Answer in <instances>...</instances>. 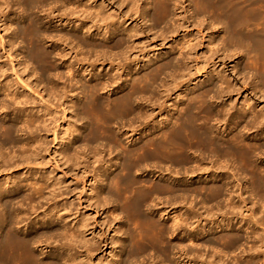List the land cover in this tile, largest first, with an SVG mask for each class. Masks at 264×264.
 <instances>
[{"label":"bare ground","instance_id":"6f19581e","mask_svg":"<svg viewBox=\"0 0 264 264\" xmlns=\"http://www.w3.org/2000/svg\"><path fill=\"white\" fill-rule=\"evenodd\" d=\"M122 1L130 5V7L127 9H125L126 7H122ZM136 1L121 0L118 4H116L117 1H115L117 7H113L112 3H107L105 6L92 5L93 3H97L95 0H1L0 51L3 52L9 64L10 75L16 82L8 81L5 75L6 69L0 66V77H3L0 79V116H3V118L6 116L9 117L5 122L3 118V120H0V174L5 177V182H0V264H89L90 256L101 250V243H104V239H96L95 235H90V238H86V233L91 231L90 224H88L87 219H85L86 216H82L83 218L81 217V219L75 218L70 222L67 221L71 216L70 213H68L70 210L67 212L69 209L68 205L70 204L67 202L60 204L58 199L67 195L68 186H63L59 181L53 178L51 179L46 175L40 176L36 174V172H30L29 168V164L39 162L42 150L44 149L43 144L47 140L44 141L45 136L42 137L40 133L44 132L46 135L50 132L52 142H56L57 145H60L59 149H55L56 151L54 152L60 157L61 161L63 159H65V161L69 160V162L72 160V164L75 163L77 168L79 167L80 169L78 171H81V174L84 175V183L87 181L96 182V184L92 183L94 187L89 189L91 194L87 195L86 201L88 204L90 202L91 205H96L97 202L95 200L99 201V198H101L99 197L96 199L95 197L98 187L96 185L99 184H97V182L101 181V184H103L102 181L104 182V180L112 179H107L109 176H105L106 179L102 180L97 176L98 174H92V176L88 175L89 173L91 174V172L87 173L89 161L88 159L83 160L84 158L79 156L77 141H75L78 139L75 138V135L73 136V133L81 126L76 128V124L74 123L78 120H71L80 116V119H84L83 117L86 119V130L88 131L86 135L90 136L91 139L88 137L89 140L107 142L103 144L104 146L102 145L105 147L107 144V148H109L108 145L111 144L109 148L110 153L111 151L113 153L116 152L115 147L118 148L119 146L115 144L117 143L116 141H121V138H130L131 134L137 135V132L140 133L148 129V134L144 136L145 140L143 144L141 143V146L139 145V148H134L133 151L128 152L125 150L120 151L123 153L125 151L123 161L119 163L122 166L121 171L123 174L118 175L120 176L118 177V182L113 183L111 181V184L108 183V181L105 182L107 183L105 184L106 187L104 184L102 187L105 188L106 191L104 189L101 194H106L105 196L107 198L110 196L113 198L112 195L115 194L114 197H118L117 199L120 200H118L119 203L124 202L125 200L122 201L124 199L123 197L127 198L126 195L130 192L133 194L132 203L135 204V211L133 210L135 213H137L136 211H138L146 201L151 199V195L154 196V194H156L164 196L163 201L158 202L160 206H163L161 208V213H165L167 216L174 214L173 216L171 215L172 219L170 220V227L167 230V232H169L168 234H170L175 241L180 235L182 236V240L187 238L189 241L188 243H190L189 246H181L182 248L178 246L180 249L174 253V256H177V259L174 260H179L180 263L187 264L192 261L190 257L194 256L193 261H196L198 264H224V257H222L224 254L223 252L221 255L216 253L217 256L215 255V257H217V259L218 256L220 257L215 263H213V261L211 263L208 261L209 259H207V261L210 262L208 263L203 259L204 254L196 253L199 250L192 249L190 246L191 244L194 245L193 240H197L199 244L207 243L204 236L212 231L211 228L207 230L206 228L211 225L213 226L212 228L219 229V225L222 223L231 231L230 234L226 233L228 234L226 235L227 241H222L226 249H235L236 251L237 247L244 245L241 243L243 239L239 235L232 233L235 225H239V230L242 229V235L245 236V239L249 241L250 239L253 240V246L251 245L252 247H249V252L243 249L241 250V258L242 256L249 258V264H264V250L257 252V249L264 248V240L260 238L264 237V110L262 108V112H260L261 110H259V112H257V110L256 112L247 110L244 114H240L239 116H235V114L229 113L227 110L216 112V117H225L222 119L225 122V127L228 126L231 120H233L234 125V129L230 127L231 129H229L227 133L224 131V133H226L225 136L217 135L214 131L215 126L209 122L211 120H208V118L206 120L202 119L203 116L201 118L199 111L203 110L206 106L202 107L203 105L198 101L200 98L204 99V96L203 98L200 97L203 94L199 95L196 93V95H198L197 99L200 98L196 100L191 99L192 97L190 96L191 98H188L186 107L180 108L181 110L182 108L184 109L182 112H178L176 118H172L173 121H160L157 123L155 119L162 114L160 108L165 104L164 100H167L170 91L169 88H164L165 85L162 83L164 80L162 81L161 76L164 74L163 71H165V69L168 71H170V69L176 70L171 62L173 58L171 60L167 59L168 61L166 63L163 62V64L157 65L150 72L143 75V79L140 78L135 80L130 77L131 80L128 85L127 82L122 80L123 76L126 78L132 73H135L137 65L143 62L146 53L139 50L141 47L138 49L140 45L139 40L148 37L146 33L150 34L149 32L151 29H154V24L156 25L157 22L164 25V27L161 26L162 28H159V34H156V38L160 39L161 43H163L180 29L183 28L184 30L185 28L186 30L188 26L193 24H196L198 28L199 26H203L199 28V30H196L199 35L198 38L201 37L200 40L203 41L206 39V37L205 39L203 38V30L206 29L207 26L211 28L214 21H219L218 23L220 24L223 22L222 32L225 36V42L234 45L237 44V48L238 45L241 47L243 46L242 49L244 50H241V47H239L241 51L238 50L239 48L236 49V51H240L238 52L240 56L242 51H245V58L249 57L248 59H251V61L249 60L250 62L246 59V61L250 63V67L246 65L247 62L243 63V65L245 64L248 67L247 69L250 70H246V75L248 77L247 72H251L249 75L253 78L249 76L250 79L258 81L257 84L261 86V90H259V87L257 93L264 98V0H185V2H189V5L186 7L181 0H160V7L151 4L148 10H140L138 6L135 5L136 3L138 4ZM168 2L172 3L170 4ZM86 3L89 4L86 5ZM167 3L170 5L173 4L172 6L176 10H182L183 13L188 15L189 19L187 20L191 21L186 22L184 18L178 21L173 19V24L171 23L172 29L168 31L166 25H168V27L171 26L169 25L171 19L169 20L168 18L170 17H166L165 15L168 10ZM190 4L192 5L191 10ZM109 5L110 7H108ZM39 14H42V16L40 17ZM198 18L201 19V22ZM148 21H152V24L146 27L145 24ZM62 23H66V27L72 24L75 26V29L78 28V31L66 32V30L63 31L59 29V27L56 28L57 24L62 26ZM218 23L215 24L218 25ZM186 24L187 27H184ZM83 30H85L89 36L81 34L80 32ZM165 30L167 33H165ZM206 30L208 31L209 29L207 28ZM2 33L5 34V36H3ZM142 35L146 37H141ZM153 35L155 36V34ZM217 35L220 38V35ZM98 38H100V40ZM149 40L150 39H148V41ZM188 41L189 40L183 43V47L189 48L191 51L193 49L194 51L195 45ZM41 42H49L48 51L42 50L39 47ZM143 42L144 41H141V43ZM211 42L213 41L211 40L209 44H211ZM214 43L216 44L218 42ZM214 43H212V46ZM143 45L144 44H141V46ZM153 46L155 47L156 45ZM226 46L228 47V45ZM244 46L247 48V52ZM149 47L150 48H145L152 49V46ZM219 47L212 49V55H209V59L211 58L209 63H204L207 59L206 57L202 63L204 65L201 67H199L201 65L200 63L199 66L198 64L190 65L194 66V73L200 75L199 73H203L206 67H215L218 65H221L223 68L227 67L225 61H231L232 56L229 55V57L231 56L229 58L227 55L230 53H227L226 49L224 50L222 46ZM233 47L235 48V46ZM84 49L86 50L83 51ZM231 49L229 48L227 51ZM149 52L154 54L153 51ZM179 52L178 57H182L180 58L181 61L183 63L187 62L188 57L187 55H185L186 57L184 56L185 52L180 49ZM225 52L227 54H225ZM157 58L158 56L155 59ZM163 58L165 59V57ZM55 60L60 62L63 71L60 70V66L56 64ZM70 60H73V63H71ZM189 60L192 61L191 58ZM200 60L201 59H199V62ZM176 61L174 63L179 67V61ZM188 62L186 64H188ZM183 63H180V65ZM233 66L232 70L236 68V66L238 67L239 64L236 63ZM246 66L244 67L246 68ZM97 67H101L102 70H104V67H107L108 71L104 75L99 74L100 76H96L94 73H96ZM144 67L145 64H142V66H139L137 69L140 71ZM189 68L191 67L187 69ZM187 69L184 68V70ZM177 70L173 71V73H178L177 75H179ZM87 71L88 75L92 73L90 77L93 80V84L87 85L89 81L83 82L85 76L82 77V79L84 78L83 81L80 80V73L84 74ZM168 71L167 73H170ZM215 71H217L216 73L219 72L215 69L213 71L215 75ZM181 73L182 72H180V75ZM183 74L184 73H182V75ZM191 74L190 72L189 76H192ZM37 75L42 77V79L49 84V87H47L48 91H44H46V93L49 92L47 95L51 93L53 103L55 102L54 104L56 107L60 108L61 112L54 108L55 111L53 110L49 115H47V113L43 115L44 113H40V110H35L33 107L36 100H44V95L41 93L44 91L40 88L41 86L43 87V85L40 84V87L39 84L36 85L38 79ZM64 75L67 84L64 82L66 86L64 84L61 87L59 84L61 80L63 81L62 78ZM170 77L172 82L173 76ZM180 77L178 79H181ZM217 77H219V75H217ZM141 79L146 80V83L145 81L143 82L144 85L140 82ZM175 79L177 80V78H174V83L176 81ZM40 80L41 79H39L37 83H39ZM183 80L184 79L177 80L179 82H176L179 84L181 83L180 81ZM207 80L208 79H206V82ZM224 80L220 81V85H215L214 87L217 90V97H227V99H229L230 94L237 91L236 88L238 86L235 85V88V86L230 85V83L228 84V82H224ZM241 80L244 79L241 78ZM43 81L41 82L45 84ZM156 81H159L158 86L163 90L160 94L152 90V87L157 84ZM171 82L169 83L171 84ZM174 83L172 85H174ZM188 83H190V81H188ZM140 84L143 86L140 87ZM176 85L173 86L174 89L180 86L176 87ZM252 85L255 87V84ZM20 86L26 89L27 93L26 91L24 93V89L20 90ZM63 86H65L66 89ZM242 86L245 85L243 84ZM38 87L42 91L40 89L38 90ZM170 87L172 86L170 85ZM207 87L209 89L213 88V86L209 87V85ZM254 87L251 86L249 89L254 91ZM49 88L52 91H49ZM215 88H213V91H215ZM79 89L82 94L80 102L77 104L69 102L68 98L73 97V94L71 93V95L68 96L65 95ZM240 89L242 90V88ZM101 91L111 92V96L103 98L101 93H99ZM177 96L178 94L176 97ZM47 98L46 101L50 100L49 97ZM50 104L53 105L52 103ZM64 105L67 106L64 107ZM209 107L210 105L208 109ZM244 108H246V106H244ZM155 109H158L156 113H154ZM167 109L168 108H166V110ZM71 110L74 111L73 114L75 118L72 115L71 120L62 125L58 124L60 120L64 119V114L67 111L70 112V115L72 114L73 111ZM164 114H166L165 111ZM202 115L207 114L202 113ZM47 116L49 118H47ZM219 120L217 122H219ZM160 125L163 131L157 134L156 131L160 130ZM81 128L83 129V126ZM245 130H252L250 135L254 134L252 138H254V140L258 138L257 141L259 143H246L250 135L243 133ZM71 152L74 153L71 154ZM120 154L122 156V153ZM118 155L119 154H117L115 158ZM98 158L101 157L99 156ZM202 165H208L209 168H202ZM18 168L26 171L23 178L18 171H15V169ZM135 171L141 173L147 172L149 175L158 173L157 178H159L160 181H164L166 185H162L161 183L143 187L141 184L146 183V181L142 180V174L132 178ZM13 173L15 174L14 179L13 177L12 179H8ZM72 173L73 172H71V174ZM203 175H206V177H212L213 175L218 179V184H214L210 187L204 185L207 188H193V186V190H191L189 185V190L186 189L189 181L191 182L193 178L196 177L201 179ZM16 177L18 180L15 179ZM20 177L22 179H20ZM204 177L202 179H204ZM168 182L173 183V185L177 182L176 187L173 188L170 184L168 185ZM122 185L124 189H121ZM108 191H111L113 194L110 195ZM124 192H126V195L124 194L125 196H123ZM176 192L179 193V195H183L185 192H193L202 197L197 204L214 202L216 208L215 206L204 207L201 205L200 207H203L201 209L204 210L198 212L199 210L196 209L197 207L195 205L197 204H195V202L194 205H192V202L181 204L183 202L177 201L179 204L176 203ZM132 198L130 200H132ZM93 199L96 203L94 201L92 202ZM117 199L115 198L114 201H117ZM180 199H182V201L185 200L183 196H181ZM100 200L101 204L98 202V207L102 206V202L104 201V199ZM105 200L107 201V199ZM108 200H111V198ZM219 200L225 203L223 209L219 208ZM106 201L104 204H107ZM125 202L129 204V210L127 211L130 212V208L132 207V205L130 206L131 201ZM180 204L184 206L180 208ZM257 206H259L258 209H261V211L259 210L258 212ZM102 209L104 208L102 207ZM212 209L217 213L220 212L221 219L214 216L216 213H212L214 212ZM177 210L181 211L179 215H175ZM126 232L127 234L124 235L126 238L122 236V233L120 236H115L118 233H114L111 244L116 247L114 249L113 246V249L110 251L111 255L109 254V256H107V258H109L107 264H137L136 258L140 256V252L138 254L137 251L138 256L136 257V251L134 250H137L138 247L134 249L133 234H130L128 231ZM214 241H216V238H214ZM137 242L140 241L136 240V243ZM215 244L217 245V242ZM152 246L150 244V248L148 249H152ZM175 247L176 244H173L171 250L173 251ZM144 248H140L142 249V254L146 253L145 250H148H144ZM168 250L171 253V250L168 248L165 252L168 253ZM191 253L193 255H191ZM165 255L166 254H164V256ZM257 257H262L263 260L261 259L262 261L260 260L261 262H259V259H256ZM107 258H103L102 261H107ZM220 258L223 259V261ZM137 260H139V258ZM203 260L205 262H203ZM230 264L241 263H238L235 259Z\"/></svg>","mask_w":264,"mask_h":264},{"label":"rangeland","instance_id":"374dc122","mask_svg":"<svg viewBox=\"0 0 264 264\" xmlns=\"http://www.w3.org/2000/svg\"><path fill=\"white\" fill-rule=\"evenodd\" d=\"M97 3H93L92 5H100V6H105V5H107V3L109 4V3H112L113 4V7H115L116 6V4H118L121 0H95ZM99 1H100V3H102V4H100L99 3ZM115 1H117L116 2V4H115ZM128 1V0H127ZM136 1V0H135ZM182 2H184V6L186 7L187 5H189V2H185V0H181ZM188 1H192V0H188ZM0 2H1V0H0ZM123 2V1H122ZM136 2H138V4L136 3L135 5L136 6H138V8L140 9V10H148L149 8H150V5L151 4H153V5H156L157 7H160V0H156V2H155V0L154 1H152V0H137ZM105 3V4H104ZM130 3V2H129ZM168 3H172V2H168ZM167 3V4H168ZM89 4V3H88ZM87 3H86V5H88ZM123 5H122V7H126L125 9H127V8H129L130 7V5H127L126 4V2H123L122 3ZM131 4V3H130ZM170 4H168L167 6H168V10H167V14L169 15H167V14H165L166 15V17H170V18H168L169 20L171 19V21L169 22L170 24L169 25H171V23L173 24V22H172V20L174 19L175 21H178V20H183V18L185 19V21L186 22H190L191 20H187V19H189L188 18V15L187 14H185V13H183V11L182 10H176L172 5H170ZM108 7H110V5L108 6ZM107 7V8H108ZM117 7V6H116ZM191 7H192V5L190 4V10H191ZM39 16L41 17L42 16V14H39ZM200 18V17H199ZM198 18V19H199ZM177 19V20H176ZM205 19V18H204ZM173 20V21H174ZM200 20V22H201V19H199ZM199 20H198V22H199ZM209 21V20H208ZM43 22H44V20H43ZM219 22V21H218ZM218 22H215L214 21V23H212V30H211V28H209V26H207V28L209 29L208 31L206 30V29H204L203 30V34H204V36H203V38L205 39V37H206V41L209 39L210 41L212 40L213 42H211V44H209V42L207 41H205V40H203V41H201L200 39H201V37H199L198 38V33H197V31L196 30H199V28H202L201 26H199V28H198V26L195 24H193V25H190V26H188L187 27V24L184 26V27H187L186 28V30H185V28H184V30H183V28L182 29H180L178 32H176L174 35H172V36H170V38L169 39H167L165 42H163V43H161V41H160V39H158V38H156L157 36H156V34H159V28H162L161 26H163L164 27V25H162V23H160L159 24V22H157L156 23V25L154 24V29H151V31L149 32L150 34H148V33H146V36H148V37H146L145 35H142L141 37H146L145 39H140L139 41V43H140V45H139V47H138V49L141 47V49H139V50H142V52H144V53H146V57L143 59V62L139 65H137V68H139V66H142V64H145V67L143 68V69H141L140 71H138V69L136 68L135 69V73H132L131 75H129V76H127L126 78H125V76H123L122 77V80L123 81H125V82H127V85L129 84V81L131 80V79H135V80H137V79H140V78H142L143 79V75H145L146 73H148V72H150L152 69H154L157 65H161V64H163V62L164 63H166L168 60L167 59H172L173 58V61L176 59L177 61H179V67H178V65L176 64V63H174L173 61H171L172 62V65L174 66V69H178V70H181V71H178L177 70V72H179V75H177L178 73H173V71H176V70H171L170 69V71H168L167 69H165V71H163V75L161 76V74H160V76L162 77L161 79H162V81L164 80V82H162L163 83V85H165L164 86V88H169L170 89V91H169V94H168V98H167V100L165 99L164 100V102H165V104H163L162 105V107L160 108V110L162 111V114L160 115V116H158V118H156L155 119V121H157V123L158 122H168V121H173L172 120V118L174 119V118H176L177 117V114H178V112H182V110L186 107V104H187V102H188V98L190 97L191 99H196V100H198L200 97H202L203 98V96H204V99L206 100V102H205V100L204 99H199L198 101H199V103L200 104H202L203 106L202 107H205L203 110H200L199 111V113L201 114V118H202V116H203V118L202 119H207L208 118V120H211V121H209L210 122V124H212L213 126H215V128H214V131L216 132V134L217 135H223V136H225L226 135V133L229 131V129H231V128H233L234 129V125H233V120H231L229 123H228V126L227 127H225V122L222 120V119H224L225 117L223 116H218V117H216V115H215V113L216 112H218V111H220V110H227V111H229V113H232V114H235V116H239L240 114H244L245 113V111H247V110H249V111H252V112H256V110H257V112H259V110H261V108L264 110V102H263V100H264V98H262L258 93H257V89L259 88V90H261V86L260 85H258L257 83H258V81H256V80H254V79H250V77L251 78H253L251 75H249V74H251V72H247V74H248V77H247V75H246V70H248V71H250L249 69H247L248 67L246 66V65H250V61H251V59H248L249 57H247V56H249V55H247L246 57L247 58H245V54H244V52L245 51H242V53H241V56H240V53H238V52H240L241 50H244V49H242L243 48V46L241 47L240 45H238V48L239 47H241V50H240V48L238 49L237 47H236V45H234V44H230V43H226L225 41V36H224V34H223V32H222V23L220 24V23H218ZM17 23V22H16ZM215 23H218V25L217 24H215ZM152 24V21H148L145 25H146V27H148L149 25H151ZM221 25V27H220V25ZM62 26H60V25H56V28H58L59 27V29H61V30H63V31H65L66 30V32L67 31H70V32H73V31H78V28H76L75 29V26L74 25H72V24H70V25H68V27H66V23H62L61 24ZM158 25V26H157ZM159 25H160V27H159ZM188 25H189V23H188ZM64 26V27H63ZM52 27V26H51ZM51 27H50V29H51ZM218 27V28H217ZM66 28V29H65ZM168 28V29H167ZM195 28V29H194ZM197 28V29H196ZM52 29H54V28H52ZM166 29L168 30V31H170L171 29H172V25L170 26V27H168V25H166ZM206 30V31H205ZM221 30V31H220ZM211 33H210V32ZM185 32H186V34H185ZM221 32V33H220ZM81 34H85V36L86 35H88L89 36V34H87L86 32H85V30H83V31H81L80 32ZM165 33H167V31L165 30ZM153 34H155V36L153 35ZM179 34V35H178ZM197 34V35H196ZM213 34H216V35H213ZM217 34H219L220 35V38H219V36L217 35ZM2 35L3 36H5V34H3L2 33ZM210 35H211V37H210ZM213 35V36H212ZM222 35V36H221ZM153 36V37H152ZM195 36H197V37H195ZM154 37H155V39H154ZM189 37V38H188ZM209 37V38H208ZM101 38V37H100ZM100 38H98L99 40H100ZM208 38V39H207ZM216 40H215V39ZM148 39H152L151 41L149 40L148 41ZM182 39H184V40H182ZM147 40V41H146ZM187 40H189L190 42H192V44H194L195 45V48H194V51H193V49H192V51L191 50H189V48H184L183 47V43L184 42H186ZM218 40V41H217ZM141 41H144L143 43H141ZM160 41V42H159ZM188 41V42H189ZM223 41V42H222ZM146 42V43H145ZM150 42V43H149ZM214 42H218V43H214ZM138 43V44H139ZM212 43H214L213 44V46H214V48H213V46H212ZM141 44H144V45H146V46H141ZM150 44V45H149ZM205 44V45H204ZM209 46H207V45ZM48 45H49V42L47 43V42H45V43H42L41 42V44H39V47L42 49V50H45V51H48L49 50V47H48ZM147 45H149V46H152V49H148V48H150L149 46H147ZM153 45H156L155 47L153 46ZM162 45V46H161ZM203 45H204V47H203ZM212 47H211V46ZM221 47H223V49L225 50L226 49V52L227 53H230V54H228L227 56L229 57V55H231L232 57H234V58H232L231 56V61H225L226 62V68H223L221 65H218V66H215V67H206L205 69H204V72L203 73H199L200 75H197L196 73H194L195 72V70L193 69L194 68V66H190V65H194V64H198V66L199 67H201L202 65H204V64H202L203 63V61H204V58L206 59V57H207V59H208V61H207V59H206V61H204V63L205 62H207V63H209L210 62V59H209V55H212V49H216V48H218L219 46ZM226 45H228V47L226 46ZM138 46V45H137ZM181 46V47H180ZM233 46H235V48L232 47ZM145 48V47H148V48H145V49H143V48ZM208 47V48H207ZM211 47V48H210ZM219 47V48H220ZM16 48H17V46H16ZM154 48V49H153ZM231 49V50H229V51H227V49ZM244 48H245V46H244ZM179 49L181 50V51H183V52H185L184 53V56L185 55H187V57H188V60L191 58L192 59V61L191 60H189V62H188V60H187V62H188V64H186L187 62H185V63H183L182 61H181V59L180 58H182V57H178V55H179ZM235 49V50H234ZM236 49H238V50H240V51H236ZM247 48H245V50H246ZM86 49H84L83 51H85ZM144 50H146V51H144ZM178 50V51H177ZM149 51H153L154 52V54L153 53H150ZM189 51V52H188ZM148 52H149V54H148ZM183 52H182V54H183ZM225 52V54H227ZM232 52V53H231ZM237 52V53H236ZM246 52H247V50H246ZM168 53V54H167ZM158 54V55H157ZM160 54V55H159ZM161 54H162V56H161ZM244 54V55H243ZM148 55V56H147ZM169 55V56H168ZM190 55H191V57H190ZM196 55V56H195ZM153 56V57H152ZM158 56V58L157 59H155L156 57ZM166 56H167V58H166ZM239 56V57H238ZM244 56V57H243ZM54 57V56H53ZM160 57V58H159ZM163 57H165V59L163 58ZM186 57V56H185ZM190 57V58H189ZM229 57V58H230ZM197 58H199V59H201L200 60V62H199V59H197ZM243 58H245V59H243ZM146 59V60H145ZM246 59H248V61H246ZM149 62H148V61ZM163 60V61H162ZM234 62H233V61ZM145 61H147V62H145ZM162 61V62H161ZM176 61V62H177ZM195 61V62H194ZM238 61V62H237ZM55 62H56V64H58V66H60V62L58 61V60H55ZM70 62L71 63H73V60H70ZM191 62H192V64H191ZM194 62V63H193ZM198 62V63H197ZM247 62V63H246ZM150 63V64H149ZM160 63V64H159ZM180 63H183V64H181L180 65ZM200 63V64H199ZM206 63V64H207ZM237 63V64H239V68L236 66V68H234L233 70H232V68L234 67L233 65H235V64ZM243 63H246V65L244 64L243 65ZM185 64V65H184ZM148 65V66H147ZM177 65V66H176ZM184 67H183V66ZM0 66L2 67V68H4V69H6V73H5V75L7 76V80L8 81H13V82H16V81H14L15 79L10 75V71H9V64L7 63V61H6V58H5V56H4V54H3V52H1L0 51ZM175 66H176V68H175ZM244 66H246V68L244 67ZM108 67V66H107ZM107 67H104V70H102V68L100 67V68H98L97 67V70H96V73H94L96 76H98L99 74L101 75V74H105L107 71H108V68ZM188 67H191V68H189V69H187ZM250 67V66H249ZM62 66H60V70L61 71H63L62 69ZM184 68L185 69H187V70H184ZM213 68V69H212ZM245 68V69H244ZM218 70L219 72L218 73H216L217 71H215V73H216V75L214 74V70ZM224 69V70H223ZM242 69H244V70H242ZM168 72H170V73H167V71ZM188 70H189V73H188ZM103 71V72H102ZM138 71V72H137ZM144 71V72H143ZM172 71V72H171ZM244 71V72H243ZM166 72V73H165ZM180 72H182V73H184L183 75H182V73H181V75H180ZM190 72L192 73L191 75L192 76H189V74H190ZM144 73V74H143ZM222 73V74H221ZM245 73V74H244ZM81 75H80V80H82L83 81V79H84V81L83 82H88V84L87 85H89V84H93V80H92V78L90 77L91 75H92V73H90L89 75H88V71L87 72H85L84 74H82V73H80ZM167 74H169L170 76H173L174 78H177V80H182V79H184L183 81H180L181 83H177V82H179V81H177L176 79V81H175V83L173 82L174 81V78L172 77V79H173V83H174V85H176V87H178L179 85V89L178 88H176V89H174L173 88V86L174 85H172L173 83L171 82V77L169 76V75H167ZM186 74H187V76H186ZM202 74V75H201ZM87 75V76H86ZM99 75V76H100ZM167 75V76H166ZM185 75V76H184ZM194 75V76H193ZM217 75H219V77H217ZM221 75V76H220ZM246 75V76H245ZM38 76V79H37V82L39 81V79H41L40 80V82L39 83H37L36 82V85L37 84H39V87H40V84L41 85H43V87L41 86L40 88L41 89H43V91L44 90H47L48 88L47 87H49L48 85L49 84H47V82H45V80L44 79H42V77H40L39 75H37ZM36 76V77H37ZM85 76V77H84ZM164 76H165V78H164ZM181 78V79H178L179 77ZM188 76H189V78H188ZM224 78H223V77ZM250 76V77H249ZM82 77H84L83 79H82ZM130 77H131V79H130ZM183 77V78H182ZM248 79H250V80H248ZM3 78V77H2ZM1 77H0V79H2ZM168 78V79H167ZM221 78H223V79H221L222 81L224 80V79H226V80H224V82H228V84L230 83V85H233V86H240L239 88L237 87L236 88V86H235V88L237 89V91H235V92H233V94L231 93L230 94V98L229 99H231L230 101H227V100H229V99H227V97H222V98H219V97H217V90H216V88L214 87L215 85L216 86H218V85H220V79ZM241 78L242 79H244V80H241ZM63 79V83L60 81V84L59 85H61V87H62V85H64L65 83L67 84V81H66V79H65V75H64V77L62 78ZM141 79V81L140 82H142V84L144 85V81H145V83H146V80H142ZM191 79H193V80H191ZM206 79H208L207 80V82H206ZM245 79H247V80H245ZM44 80V81H43ZM234 80V81H233ZM256 81V82H254V81ZM41 81H43L45 84H43ZM148 81V80H147ZM171 82V84L169 83V82ZM188 81H190V83H188ZM247 81V82H246ZM252 81H253V83H252ZM65 82V83H64ZM140 82H137V83H140ZM159 81H156V85L155 86H153L152 87V90H154L155 91V93H157V94H160V92H162L163 90H162V88H160V86H158L159 85V83H158ZM166 82H168L167 84H165ZM184 84H183V83ZM234 84H233V83ZM238 82V83H237ZM245 85V86H242L243 84ZM246 82V83H245ZM187 83V84H186ZM232 83V84H231ZM47 84V85H46ZM66 84H65V86H66ZM142 84H140V87H142L143 85ZM182 84H183V86H182ZM211 84V85H210ZM239 84V85H238ZM251 86H253L254 87V85H252V84H255V87H254V91H252V90H250L249 88L251 87ZM19 85V84H18ZM170 85L172 86V87H170ZM185 85V86H184ZM209 85V87H212L213 86V88H215V91H213V88H211V89H209L207 86ZM257 85V86H256ZM65 86H63V87H65ZM157 86V87H156ZM242 86V87H241ZM246 86H248V87H246ZM38 87V90L40 89ZM60 87V86H59ZM60 87V88H61ZM156 87V88H155ZM208 89H207V88ZM68 88V87H67ZM112 88V87H111ZM240 88H242V90L240 89ZM22 89H24V88H22L21 86H20V90H22ZM40 89V90H41ZM65 89H66V87H65ZM110 89V88H109ZM177 89H178V91H177ZM182 89V90H181ZM59 90V89H58ZM68 90V89H67ZM111 90V89H110ZM173 90V91H172ZM210 90V91H209ZM263 90V89H262ZM24 91V93H25V91H26V93H27V90L26 89H24L23 90ZM42 91V90H41ZM48 91V90H47ZM49 91H52L50 88H49ZM201 91H202V93H201ZM241 91V92H240ZM45 93H46V91H44ZM44 92H41L42 93V95H44L43 96V98H44V100H42V101H35L34 102V108H35V110H40V113L42 112V113H44L43 115H46V113H47V115H49L50 113H52L53 112V110L55 111V109L57 110V111H59V112H61V110H60V108L59 107H56V105L53 103V101H52V99H51V93L49 94V95H47V93H49V92H47L46 94L44 93ZM71 93L73 94V97H71V98H68V100H69V102H72V103H75V104H77L78 102H80V100L82 99V94L80 93V89L79 90H75V91H72V92H70V94L68 93V94H66L65 96H68V95H71ZM99 93H101V95H102V97L103 98H106V97H110L111 96V92H106V91H101V92H99ZM196 93L197 94H199V95H201V94H203V95H201L198 99H197V97H198V95H196ZM178 94V96L176 97V95ZM185 94V95H184ZM193 94H195V95H193ZM236 94V95H235ZM215 95V96H214ZM45 96H47V97H49V99L50 100H48V101H46L48 98L47 97H45ZM255 96V97H254ZM53 97V96H52ZM213 99H212V98ZM47 98V99H46ZM73 98V99H72ZM189 98V99H190ZM257 99V100H256ZM71 100V101H70ZM73 100H75V101H73ZM209 100V101H208ZM262 100V101H261ZM46 103H45V102ZM77 101V102H76ZM44 102V103H43ZM50 103H52L53 105H51ZM200 104H198V105H200ZM210 105V107H209V109H208V106ZM248 105V106H247ZM250 105V106H249ZM67 106V105H66ZM65 105H64V107H66ZM164 106V107H163ZM167 106V107H166ZM244 106H246V108H244ZM260 106V107H259ZM262 106V107H261ZM181 107H184V108H182V110L180 109ZM244 109H243V108ZM26 108H28V107H26ZM55 108V109H54ZM165 108V109H164ZM166 108H168L167 110H166ZM178 108V109H177ZM62 109V108H61ZM72 109V108H71ZM74 109V108H73ZM254 111H253V110ZM176 110V111H175ZM214 110V111H213ZM231 110V111H230ZM71 111H73V110H71ZM158 111V109H155V112L154 113H156ZM164 111H165V113L166 114H164ZM177 112V113H176ZM195 112H197V111H195ZM260 112H262V110L260 111ZM69 113V114H68ZM74 111L72 112V114L70 115V112L69 111H67L65 114H64V119L63 120H60L59 122H58V124H60V125H62L63 123H65V122H67V121H69V120H71V116L73 115V117H74ZM202 113H206L207 115H202ZM208 113H210V114H208ZM264 113V112H263ZM69 115H70V117H69ZM174 117H173V116ZM208 115H212V116H208ZM205 116H206V118H205ZM72 117V118H73ZM81 117V116H80ZM80 117H74L75 119L73 120H71V121H76V120H78L77 122H75L74 124H76L75 126H76V128H78L79 126H83V129L80 127L79 129H77L76 130V132L75 133H73V136L75 135V138H77L78 140H75V141H77V151H78V153H79V156H82V158H84L83 160H86V159H88V161H89V165H88V170H87V173H89V172H91V174L89 173L88 175L90 176H92V174H98L97 176H99L100 177V179H102V180H104V179H106V177L107 176H109V177H111V178H107V179H112V180H104V182L102 181V183L105 185V184H107V183H105V182H107L108 181V183H114V182H118L117 180H118V177H120V176H118V175H122L123 173H122V166H121V164H119L120 162L122 163V161H123V157H124V154H125V151H133V149L134 148H136L137 149V147L139 148L142 144H143V141L145 140L144 139V136L145 135H147L148 134V129L147 130H143L142 132H137L136 134L137 135H132L131 134V137L130 138H127V139H124V138H121V141H116L117 143H115V144H118L119 146H118V148L117 147H115V150H116V152H112L111 151V153H110V145H108L109 146V148H107V144H106V146L105 147H103L104 145V143H107V142H103V141H101V140H99V141H95V140H89V138H90V136H87L86 135V132H88L87 130H86V119H85V117H83L84 119H80ZM164 117V118H163ZM199 117H200V115H199ZM211 117V118H210ZM215 119H213V118ZM222 117V118H221ZM3 116H0V120H3L4 122L5 121H7L8 119H9V117H4L3 119ZM8 118V119H7ZM47 118H49L48 116H47ZM70 118V119H69ZM129 118H132V117H129ZM201 118H200V120H201ZM210 118V119H209ZM79 119H80V121H79ZM163 119V120H162ZM171 119V120H170ZM220 119V120H219ZM219 120V122H222V123H219V122H217ZM224 123V124H223ZM82 124V125H81ZM229 127V128H228ZM231 127V128H230ZM75 128V129H76ZM227 128H228V130H227ZM159 129L160 130H157L156 132H157V134L159 133V132H161V131H163V130H161V125L159 126ZM215 129H217V130H215ZM86 130V131H85ZM57 131H58V129H57ZM224 131H226V133H224ZM59 132V131H58ZM144 132V133H143ZM146 132V133H145ZM151 132H153V131H151ZM155 132V133H156ZM252 132V130L251 131H247V130H245V131H243V133H246L247 135H250V133ZM142 133V134H141ZM219 133V134H218ZM88 134V133H87ZM40 135L42 136V137H44L45 136V138H44V141H45V143L43 144L44 145V149L42 150V154H41V156H40V160H39V162L37 163H33V164H29V168H30V172H36V174H39L40 176L42 175V176H48L49 178H53V179H55V180H57V181H59L63 186H65L66 185V187L68 186V189H67V195L66 196H64V197H62L61 199H58V202H60V204H62V203H65V202H67V203H69L70 205H68V210H67V212L68 213H70V219H68L67 221L68 222H70L71 220H73V219H75V218H80L81 219V217L83 216V217H85V219H87V221H88V224H90L89 226H90V230L91 231H89L88 233H86L87 235H86V238L87 237H91V236H94L95 235V237H96V239L97 238H99V239H104L103 241H104V243H101V250L100 251H98V252H96V253H93L91 256H90V258H89V261H90V263L89 264H104V262H105V264H107V262H108V260H109V258H107V256H109V254L111 255V253H110V251H111V249H113V246H114V249H115V245H113V244H111V241H112V237L114 236V233L115 232H117L118 234H116L115 236H120L121 235V233L123 234L122 236H124L125 234H127V232L126 231H128L130 234H133V237L135 238V241H134V238H133V246H134V249H136L137 247H138V249H140L141 247H145L144 248V250L145 249H148V248H150V244H151V246L154 248H152V249H148V250H145V252L146 253H143L142 254V252H141V250L142 249H140V250H134V251H136L135 253H136V257L138 256L137 255V251H138V254H139V252H140V256H138L137 258H136V261H137V264H183V263H180V261L179 260H174V259H177V256H174V253L178 250V249H180V247L182 246H189V244L190 243H188L189 241L187 240V238H185L184 240H182V236H178V238H177V240L175 241V240H173V237L170 235V234H168L169 232H167V230H168V228L170 227V220L172 219V216L174 215H172V214H170L169 216H167V215H165V213H161L162 212V205L160 206V204H158V202H162L163 201V198H164V196H161V195H156V194H154V196H152L151 195V199H149L148 201H146V203L138 210V211H136L137 213H139L138 215H136L137 213H135L134 211V205L135 204H133L132 203V201H133V198H132V195L133 194H131L130 192H128L127 193V195H126V192H124L123 193V196H127V198L126 197H123L124 199L122 200V198H121V200L122 201H127V202H129V201H131V204H130V206L132 205V207L130 208V212H133V213H135V214H133V213H130L129 211H127V210H129V208H128V205L129 204H127L125 201L124 202H119L118 203V200L119 199H117L118 197L117 196H115L114 197V195L115 194H113L111 191L109 192L108 191V193H110V195H112L113 196V198L109 195V194H107V195H109L108 197L109 198H111V200H108L109 198H107L105 195L106 194H101V193H103L102 191H104V189L105 188H103L102 186H104L103 184H101V181H98L97 182V184L98 185H96V186H98L97 187V191H96V193H97V195L95 196L96 197V199H98L99 197H101V198H99V201H97V200H95L94 201V199L92 200V202L94 201L95 203H96V205L95 204H93V205H91V203L89 202V204H88V202H86L87 201V195H90L91 194V192L89 191V189H92V187H94V183L96 184V182H92V181H87L86 183H84L85 182V178H83V176L84 175H82L81 174V171H78V170H80L79 169V167L77 168V165H75V163L74 164H72L73 162H72V160L69 162V160L68 161H65V159H63L62 161H61V159H60V157H58L57 156V154H55V152L54 151H56L57 149H59V147H60V145L58 144H56V142L55 143H53L52 142V137H51V133L49 132L48 134H46L45 135V133L44 132H41L40 133ZM139 135V136H138ZM86 136V137H85ZM254 136V134H251L250 136H249V140H247L246 141V143H251L252 144V142L254 143V144H257V139L258 138H256L255 140H254V138H252ZM58 137H59V134H58ZM89 137V138H88ZM88 138V139H87ZM59 139V138H58ZM91 139V138H90ZM89 140V141H88ZM78 141H80V142H78ZM91 141V142H90ZM256 142V143H255ZM81 145H79V144ZM100 143V144H99ZM142 143V144H141ZM259 143V142H258ZM261 143V142H260ZM263 143H264V141H263ZM86 144H88V145H86ZM109 144V143H108ZM84 145V146H83ZM86 145V146H85ZM103 145V146H102ZM140 145V146H139ZM56 146V147H55ZM79 146H80V148H79ZM82 147V148H81ZM103 148H105V149H103ZM108 150H107V149ZM117 148V149H116ZM56 149V150H55ZM85 149V150H84ZM45 150V151H44ZM122 150H125L124 151V153L123 152H120V151H122ZM101 151H104V152H101ZM108 151V152H107ZM114 151V150H113ZM122 153V156H121V154L119 153ZM6 152V151H5ZM74 152H71V154H73ZM110 153V154H109ZM86 154V155H85ZM98 154H99V156L101 157V158H98L99 156H98ZM108 154H109V156H108ZM117 154H119L116 158H115V156L117 155ZM98 157H97V156ZM95 157H97V158H95ZM94 158V159H93ZM113 158V159H112ZM119 158H121V159H119ZM59 159V160H58ZM101 159V160H100ZM114 159H115V161H114ZM94 160V161H93ZM96 160V161H95ZM112 160V161H111ZM116 160H119V161H116ZM102 163H101V162ZM56 162V163H55ZM67 162H69V163H67ZM75 162V161H74ZM91 162V163H90ZM59 163V164H58ZM63 165H62V164ZM114 163V164H113ZM57 165V166H56ZM73 165V166H72ZM112 165V166H111ZM104 166V167H103ZM110 166V167H109ZM203 167L202 168H205V169H207V168H209V166L208 165H202ZM76 167V168H75ZM75 169V170H74ZM21 168H18V169H15V171H18V173L19 174H21V177L23 178V176L26 174L25 172V170H21ZM95 170V171H94ZM21 173H20V172ZM73 172L72 174H71V172ZM121 171V172H120ZM13 172H14V170H13ZM67 172V173H66ZM93 172V173H92ZM94 172H96V173H94ZM136 172V171H135ZM135 172L131 175L132 176V178L134 177H136V176H140L141 174V177H142V180H145L146 181V183H142L141 185L144 187V186H151L152 184H154V185H157V184H161L162 183V185H166L165 183H164V181H160L159 180V178H157V176H158V173H154L153 175L152 174H147V172H145V173H141V172H136V174H135ZM29 173V172H28ZM46 173V174H45ZM79 173V174H78ZM5 174V173H4ZM14 173L8 178V179H12V177H13V179H14ZM80 175V176H79ZM20 176V175H19ZM106 176V177H105ZM115 176H117V177H115ZM205 176V177H204ZM20 177V179H22ZM101 177H104V178H101ZM113 177V178H112ZM204 177V179H202ZM209 177V178H208ZM208 177H206V175H203L202 176V178L201 179H199V177H196V178H193V180L189 183H187V186H186V189H188L189 188V185H190V188H191V190H193V188H207L208 186L210 187V186H212V185H217L218 183H217V181H218V179H216V177H214L213 175H212V177L211 176H208ZM115 178H117V179H115ZM208 178V179H207ZM212 178V179H211ZM7 179V178H6ZM15 179H17V177L15 178ZM83 179V180H82ZM98 179V178H97ZM96 179V180H97ZM99 179V180H100ZM113 179H115V180H113ZM195 179H196V181H195ZM211 179V180H210ZM18 180V179H17ZM147 180H149V181H147ZM200 180V181H199ZM203 180V181H202ZM5 182V177H4V175L2 176V174H0V182ZM112 181V182H111ZM206 181H207V183H206ZM88 182H91V183H88ZM155 182V183H154ZM170 182V181H169ZM168 182V185L170 184L173 188H175L176 187V184H177V182H175L174 183V185H173V183H169ZM205 182V183H204ZM93 183V184H92ZM164 183V184H163ZM202 183V184H201ZM101 184V185H100ZM207 184H209V185H207ZM211 184V185H210ZM162 185H160V186H162ZM204 185H206L207 187H205ZM81 186V187H80ZM102 188H101V187ZM194 186V187H193ZM85 187V188H84ZM105 187H106V185H105ZM193 187V188H192ZM84 188V189H83ZM101 188V189H100ZM64 189V188H63ZM121 189H124V186L122 185V188ZM71 190H74V191H71ZM189 190V189H188ZM72 192V194H71V192ZM105 191H106V189H105ZM69 192V193H68ZM101 194V195H99V194ZM69 194V195H68ZM125 194V195H124ZM129 194V195H128ZM178 194V195H177ZM131 195V196H130ZM193 195V196H192ZM197 195V196H196ZM160 196V197H159ZM175 196H176V200H175V202L176 203H178L179 204V202H183V203H181V204H188V203H190V202H192L193 204L192 205H194V202H195V204H197L198 203V201L202 198L200 195H198V194H194L193 192H185V193H183V195H179V193H177L176 192V194H175ZM181 196H183V198L185 199L184 201H182V199H180V197ZM191 196H192V198H191ZM103 197V198H102ZM159 197V198H158ZM117 199V201H114V199ZM132 198V200H130ZM100 199H104V201L102 202L103 204L105 203V199H107V201H106V203L107 204H102V206H100V207H98V205L97 204H99L100 202H101V200ZM129 201H128V200ZM151 200H152V202H151ZM194 200V201H193ZM108 201H109V203H108ZM120 201V200H119ZM177 201H179V202H177ZM197 201V202H196ZM99 202V203H98ZM115 202V203H114ZM117 202V203H116ZM219 202V208H221V209H223L224 207V205H225V203L222 201V200H219L218 201ZM210 205H209V204ZM208 203H206V204H197V205H195L197 208L196 209H198L199 211L198 212H202L204 209H201V208H203V207H200L201 205H203L204 207H206V206H215V208H216V205H215V203L214 202H208ZM101 204V203H100ZM155 204H156V206H155ZM177 204V205H178ZM180 204V208L181 207H183L182 205ZM106 205V206H105ZM126 205V206H125ZM70 206V207H69ZM94 206V207H93ZM124 206V207H123ZM199 206V207H198ZM97 207H98V209H97ZM102 207L104 208V209H102ZM126 208H128V209H126ZM179 208V209H180ZM215 208H213V209H215ZM218 208V209H219ZM259 208V206H257V209ZM212 209V211H214V212H212V213H216L214 216L216 217V218H220L221 219V217H220V212L219 213H217L215 210H213ZM134 210V211H133ZM259 210L261 211V209H258V212H259ZM218 211V210H217ZM66 212V211H65ZM182 212H183V210H182ZM179 213H181V211H176V213H175V215H179ZM131 214H133V215H131ZM135 215V216H134ZM141 217H140V216ZM160 215V216H159ZM162 215V216H161ZM172 215V216H171ZM134 216V217H133ZM74 217V218H73ZM82 217V218H83ZM171 217V218H170ZM180 217V216H179ZM133 219V220H132ZM124 223V224H123ZM139 223V224H138ZM226 223V222H225ZM154 224V225H153ZM109 225V226H108ZM124 225H126V226H124ZM211 226V225H210ZM208 226L207 228H206V230L208 229V228H211V231L212 232H210V233H207L204 237H205V239L207 240V243H205V244H203V243H197V240H193V244L194 245H190L191 247H192V249L194 248V249H198L199 251H197L196 253H201V254H204V257H203V259L206 261V262H208V261H210L211 263H212V261H213V263H215L217 260H219V257L220 256H218V259H217V257H215V255L217 256V254H219V255H221V253L223 254L222 255V257H224L223 259H224V261H223V259H221L223 262H225L224 264H230L232 261H234L235 259L238 261V263H241V264H249V262H248V259L249 258H247V257H243L242 256V258H241V250L243 249V250H246V251H248L249 250V247H252L253 246V243H252V241L253 240H251L250 239V241L247 239H245V236H243L242 234H243V231H242V229H240L239 230V225H235V227H234V230L232 231V233H235V234H237V235H239L243 240L241 241V243L242 244H244L243 246H241V247H237L236 249V251H235V249H231V250H228V249H226V247L224 246V244L222 243V241L224 240V241H227V238H226V235H228V234H230V232L231 231H229L230 229L229 228H226L222 223H220V225H219V229H216V228H212L213 226ZM121 227V228H120ZM120 228V229H119ZM129 230H128V229ZM120 231H119V230ZM127 229V230H126ZM158 230H160V231H158ZM145 232V233H144ZM90 233H92V234H90ZM159 233H161V234H163V235H161V234H159ZM226 233H228V234H226ZM91 235V236H90ZM171 237H170V236ZM264 236V235H263ZM125 238H126V236H124ZM88 238V239H89ZM117 238V237H116ZM149 238V239H148ZM212 238H213V240H212ZM214 238H216V241H214ZM260 238H262V240H264L263 238L264 237H260ZM98 239V240H99ZM136 240L137 241H140V242H137L136 243ZM146 240V241H145ZM181 241V242H180ZM220 243H219V242ZM144 242V243H143ZM149 244H148V243ZM178 242V243H177ZM211 242H213V243H211ZM217 242V245L215 244V243ZM136 243V244H135ZM141 245H140V244ZM199 244V245H197V244ZM252 243V244H251ZM104 244V245H103ZM139 244V245H138ZM173 244H176V247L173 249V251L171 250V247H172V245ZM196 244V245H195ZM212 244V245H211ZM249 244V245H248ZM144 245V246H143ZM252 245V246H251ZM136 246V247H135ZM178 246H180L179 248H178ZM196 246V247H195ZM210 246H212V247H210ZM159 247V248H158ZM181 247V248H182ZM133 248V247H132ZM158 248V249H157ZM167 248L168 249H170L171 250V253L169 252V250H168V253L167 252H165V250H167ZM239 248V249H238ZM221 250V251H219V250ZM252 250H254L253 248H251ZM143 250V251H144ZM152 250V251H151ZM216 252H215V251ZM222 250H224V251H222ZM264 250V248H261V249H257V252H260V251H263ZM166 254L167 255V257H166V255L164 256V254ZM195 252V251H194ZM215 252V253H214ZM238 252V253H237ZM249 252V251H248ZM192 253H193V251H192ZM191 253V255H193ZM217 253V254H216ZM237 253V254H236ZM160 255H162V256H160ZM144 256V257H143ZM173 256V257H172ZM237 256V257H236ZM240 258H239V257ZM150 257V258H149ZM175 257V258H174ZM209 257V258H208ZM211 257H212V259H211ZM214 257V258H213ZM229 257H230V259H229ZM234 257H235V259H234ZM103 258H107L106 260L107 261H102L103 260ZM139 258V260H137ZM168 258V259H167ZM191 259H192V261H193V259H194V256H191L190 257ZM245 258V259H244ZM207 259H209L208 261H207ZM256 259H259L258 261L259 262H261L263 259H262V257H257ZM262 259V260H261ZM169 260V261H168ZM203 260V262H205ZM215 260V261H214ZM231 260V261H230ZM261 260V261H260ZM115 261V260H114ZM114 261H113V263H114ZM190 261V262H188L187 264H195L196 263V261ZM230 261V262H229ZM92 262V263H91ZM210 262H208V263H210ZM229 262V263H228ZM196 264H198V263H196Z\"/></svg>","mask_w":264,"mask_h":264}]
</instances>
